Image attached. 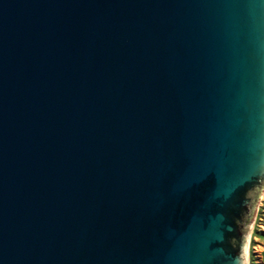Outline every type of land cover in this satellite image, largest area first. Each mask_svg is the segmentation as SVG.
<instances>
[{
	"label": "water",
	"instance_id": "obj_1",
	"mask_svg": "<svg viewBox=\"0 0 264 264\" xmlns=\"http://www.w3.org/2000/svg\"><path fill=\"white\" fill-rule=\"evenodd\" d=\"M264 188V0H0V264H246Z\"/></svg>",
	"mask_w": 264,
	"mask_h": 264
},
{
	"label": "rangeland",
	"instance_id": "obj_2",
	"mask_svg": "<svg viewBox=\"0 0 264 264\" xmlns=\"http://www.w3.org/2000/svg\"><path fill=\"white\" fill-rule=\"evenodd\" d=\"M264 188L260 192L258 201L255 205L251 227L249 230L248 241V264H264ZM253 247L256 248L254 253H258V258L253 254ZM257 258V259H256Z\"/></svg>",
	"mask_w": 264,
	"mask_h": 264
},
{
	"label": "built area",
	"instance_id": "obj_3",
	"mask_svg": "<svg viewBox=\"0 0 264 264\" xmlns=\"http://www.w3.org/2000/svg\"><path fill=\"white\" fill-rule=\"evenodd\" d=\"M262 228L264 229V227L262 226ZM248 246H249V244H248ZM254 251H256V248H254L253 247V254H255L254 256H256L257 258H258V251H257V253H254ZM249 251H248V247H247V257H246V260H247V262H246V264H248V262H249V253H248ZM256 258V259H257Z\"/></svg>",
	"mask_w": 264,
	"mask_h": 264
},
{
	"label": "bare ground",
	"instance_id": "obj_4",
	"mask_svg": "<svg viewBox=\"0 0 264 264\" xmlns=\"http://www.w3.org/2000/svg\"><path fill=\"white\" fill-rule=\"evenodd\" d=\"M248 234H249V233H248ZM248 241H249V235L247 236V242H246V252H245L246 257H247ZM246 262H247V260H246Z\"/></svg>",
	"mask_w": 264,
	"mask_h": 264
}]
</instances>
